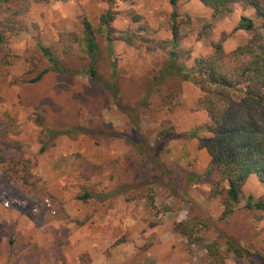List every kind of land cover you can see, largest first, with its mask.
<instances>
[{"label":"rangeland","instance_id":"1","mask_svg":"<svg viewBox=\"0 0 264 264\" xmlns=\"http://www.w3.org/2000/svg\"><path fill=\"white\" fill-rule=\"evenodd\" d=\"M55 2L58 0H19L17 7L28 29L6 36V44L0 48V137L4 134L6 142L13 141L19 147H5L3 153L7 161L0 160V264H69L66 253L71 255L73 240L84 233H87L84 240L95 243L97 247L90 250L86 247L76 254L71 264H167L173 256H177L174 264H184L185 258L204 253L194 262H188L201 264L206 259L204 245L209 241L219 240L222 251L226 252L225 240L220 238L223 232L251 244L264 257V214L263 219L257 221L254 214L240 206L235 214L217 226L214 222L218 221L222 208L219 200L209 198L210 184L181 185L184 173L203 174L210 163L207 152L197 148L198 141L209 135L203 129L205 124L192 127L195 122L185 110L191 90L185 87L184 82L163 85L160 92H154L148 99V106L139 107L130 118L115 106H100L99 102L97 105L90 99L85 101L77 97L76 93L82 87H89L85 74L75 78L49 75L38 86L23 84L33 65L40 63L41 67L43 63L38 45L49 49L57 60L86 55L84 19L101 35H98L101 68L110 64L106 27L102 24V17L108 11L112 14L110 27L114 32L133 31L131 28L122 31L113 26L127 18L130 24L139 25L133 31L138 35L144 33L142 37L145 39L156 35V31L149 27L150 18L147 15H140L134 10L118 11L115 0H76L77 8L66 22L60 24V30H56V25L49 28L47 24L41 28L36 20L43 23L47 14L38 12L36 17L29 15L31 5L47 8ZM100 2L109 7L99 8L97 5ZM122 2L133 7L142 2L162 6L168 0ZM169 19L171 21V16ZM176 23L179 32L186 24L185 21L177 22V19ZM182 38L180 36V41ZM120 42H112L113 55L116 51L114 45ZM17 44L22 48H14ZM134 49L137 53L141 51V48ZM157 51L159 55L152 59ZM176 51L183 62L188 59V53L180 48ZM143 53L150 58L149 62L143 63L140 59L129 61L123 54L115 59L122 84L128 88L135 89L134 83H148L168 58L167 50L149 51L143 47ZM171 88L178 90L172 104L162 96ZM45 92H49L51 99L44 100L48 105L44 101L37 105L40 95L46 97ZM74 107L80 109L78 122L84 130L55 138L43 153H39L40 128L34 113L47 110L49 114L45 121L52 126L55 125L52 113L63 110L66 120L60 119V122L64 124L67 121L68 124L74 117ZM97 110L99 115L95 116ZM90 119L99 123L106 134H87L85 130L91 127ZM132 122L150 140L163 125H172L182 134L189 131L181 129H200L198 139H176L168 143L162 158L172 170L178 194L174 197L165 187L153 186L154 207L149 206L145 193L140 198L112 195L125 183H137L150 176L148 166L137 150L120 137V134L129 132ZM19 154L29 161L30 172L35 178L33 187L21 184L11 174L14 172L12 163L17 161ZM20 171L21 167L15 169L18 175H21ZM243 192L246 196L250 194L264 200V189L255 176L249 178ZM84 195L88 196L83 199ZM45 199L51 203V209L43 205ZM35 209H39L38 212H33ZM190 217L198 218L207 225L200 234L204 240L201 244L190 245L175 231L176 224ZM80 243L77 240L75 247H79ZM225 254L226 264H247L246 259ZM117 257L122 259L117 260Z\"/></svg>","mask_w":264,"mask_h":264},{"label":"trees","instance_id":"2","mask_svg":"<svg viewBox=\"0 0 264 264\" xmlns=\"http://www.w3.org/2000/svg\"><path fill=\"white\" fill-rule=\"evenodd\" d=\"M202 2L220 10L226 8V5L231 3L232 0H202ZM17 3H19V0H0V48L6 44V36L26 32L28 29L25 20L20 15ZM168 3L175 8L177 0H168ZM241 3L245 6L255 7L257 15L264 16V3L261 0H241ZM176 19L177 13L173 12L171 14V31L174 41L170 46L167 41L145 39L133 31L127 30L116 33L110 27L111 12L108 11L103 15L102 24L106 27L105 40L110 58L113 56L112 42L114 40L125 42L136 49L144 47L149 51H168V58L165 64L153 73L148 83H134L135 89L128 88L122 84L123 79L118 75L115 60L110 59L109 66L104 65L101 68L99 46V36L101 37V35L85 19L82 24L85 42L84 52L86 55L81 57L70 56L66 60H57L49 49L38 45L37 49L41 53L43 63L41 67H39L40 63L33 65V69L27 73L28 78L23 84L27 87L38 86L49 75L56 77L72 76L75 78L80 74H85L88 77L89 87H82L76 93L77 97L84 98L85 101L90 99L96 104L99 102L100 106L107 104L115 106L118 111L130 118L139 107H147L148 99L154 92H160L163 85L183 83L182 79L184 77L180 75L183 61L179 58L176 51L180 44ZM246 26L251 30V23ZM137 41L138 44L136 43ZM256 46L259 47L262 55L256 57L250 64L242 65L231 71L214 67L212 63L196 62L201 74L207 75L209 85L227 90L231 94L229 98L232 101V106L222 113L209 105L211 123L205 124L203 127L209 137L199 140L197 145L198 149H204L207 152L210 158L209 166L203 174L184 173L185 179L181 184L182 187L202 182L210 184L208 196L210 199L219 200L222 208L218 221L214 222L217 226L235 214L240 206L247 212L254 214L255 220L261 221L263 219L264 200L255 198L250 194L246 196L243 192V187L251 176H255L260 186L264 189V110L260 112L255 109L251 110L247 119H244L241 115V107L245 104L243 102L245 94L248 93L251 96L256 94L260 87H264V44L260 43L258 36L252 42V47ZM170 47L171 51H169ZM244 51L251 52V48ZM233 78H235L234 83ZM245 85H247V88ZM201 90L203 91L204 89ZM43 94H46V97L43 98L40 95L37 105L41 104L45 99H50L49 92ZM177 94L178 90L171 88L162 96L172 104ZM62 101L63 106H65V101ZM218 107L223 110L225 105L218 104ZM36 108L41 109L39 107ZM79 110L74 107V117L68 124L67 121L64 124L60 122V119L66 120L64 119L65 112L62 113L63 110L62 112L55 110V113H52L51 116V119L55 122V125L52 126L47 125L45 121L46 116L49 114L47 110H37L40 113H34L35 122L40 128L38 140L41 147L39 153H43L55 138L64 135L70 136L84 130L78 122ZM97 115H99L98 110L95 112V116ZM133 118L136 119L138 117ZM89 126L91 127H88L85 132L91 136L106 134L101 129L100 124L93 119H90ZM79 127L81 130H79ZM198 130L200 129L182 134L178 133L172 125H163L156 131L153 139L150 140L141 133V130L137 128L134 122L129 124L130 133H122L120 137L127 140L133 150H137L139 156L147 164L150 176L140 179L137 183H125L115 189L112 195L123 194L133 198H138L137 196H139L140 198L145 193L150 207H154L153 186L165 187L171 196H177L178 191L172 177V170L168 169L164 163L163 155H165L167 145L171 140L198 139ZM4 137V134L0 137L1 162L7 161V156L4 158L3 153L5 147L17 146L16 149L19 148L17 143L13 141L6 142ZM18 156L17 161L12 163L14 172L11 174L21 184L33 187L35 178L30 172L29 161L24 160L20 154ZM18 167H21V175L15 173V169ZM86 196L88 195H84L83 199ZM206 226V223L200 219L190 217L186 221L176 224L175 231L184 237L188 244L197 245L204 242L200 234L206 229ZM220 238L225 240V253H230L238 259H246L247 264H264V257L251 244L244 242L237 236L224 232L220 235ZM204 250L206 259L201 264H226V254L222 251L219 240L214 239L207 242L204 245Z\"/></svg>","mask_w":264,"mask_h":264},{"label":"clouds","instance_id":"3","mask_svg":"<svg viewBox=\"0 0 264 264\" xmlns=\"http://www.w3.org/2000/svg\"><path fill=\"white\" fill-rule=\"evenodd\" d=\"M264 3V0H261ZM101 9H107L108 4L100 2L97 5ZM77 8L76 0H58V2L50 4L47 8L31 5L29 15L36 17L38 12L46 13L47 20L41 23L36 20L41 28L48 25H56V30H60V24L66 22L72 15V11ZM115 8L118 11L134 10L140 15H147L150 18L149 27L156 31L155 37L160 41H167L171 46L174 36L171 31V21L169 17L173 12L177 13V22L185 21V26L180 30L179 35L182 38L179 48L188 53V59L182 62L180 75L184 77L182 81L185 87L191 90V96L187 98L188 103L186 111L190 113L189 118L194 121L192 127H199L202 124H210V107L211 105L216 111L224 112L230 106L232 101L229 98L230 93L227 90L209 85L207 75H202L196 62L204 61L212 63L214 67L228 69L229 71L237 69L242 65L250 64L256 57L262 55L259 47H252V42L258 36L260 43L264 44V16L257 15V9L252 6H245L241 0H232L226 5V8L217 10L206 5L202 0H177V5L173 8L170 3L162 6L153 3H137L134 7L123 3L122 0H115ZM56 17L55 19L53 17ZM251 23L252 28L249 30L247 24ZM243 25V27H241ZM122 31L131 28L133 31L139 27L136 24H130L127 18H123L121 22L113 25ZM206 29V31H205ZM55 31H53V36ZM141 36L144 33H140ZM138 44V41L136 42ZM14 48L20 49L22 45H14ZM115 54L110 58L112 60L118 57L126 56L129 61L140 59L141 62H149V57L143 53V48L137 53L132 47H127L123 42L114 45ZM251 48V52L244 51ZM171 51V47L169 48ZM159 55V51L153 54L152 59ZM235 78H233V83ZM247 88V85H245ZM201 89H204L203 91ZM245 104L241 107V115L247 119L251 110L257 112L264 110V87H260L256 94L249 96L245 94L243 100ZM218 104H224L225 108L221 110ZM240 105V104H238ZM258 106V107H257ZM171 119V117H167ZM259 126V124H258ZM191 131L192 128L181 129ZM39 209L34 211L38 212ZM87 233L80 235L73 240V249L71 255L66 256L71 264L76 254L84 250L86 247L95 248L97 245L84 240ZM80 240L79 247H75L76 241ZM151 255V254H149ZM199 253L198 256H203ZM198 256L185 258L184 264H188L189 260L195 261ZM103 258L101 257V260ZM117 260L122 259L120 257ZM177 256H173L167 264H174Z\"/></svg>","mask_w":264,"mask_h":264},{"label":"built area","instance_id":"4","mask_svg":"<svg viewBox=\"0 0 264 264\" xmlns=\"http://www.w3.org/2000/svg\"><path fill=\"white\" fill-rule=\"evenodd\" d=\"M43 205H44L46 208H48V209H51V208H52L51 203H50L49 200H47V199H45V200L43 201ZM5 206L8 207V203H5ZM33 212H36V211L33 210Z\"/></svg>","mask_w":264,"mask_h":264},{"label":"crops","instance_id":"5","mask_svg":"<svg viewBox=\"0 0 264 264\" xmlns=\"http://www.w3.org/2000/svg\"><path fill=\"white\" fill-rule=\"evenodd\" d=\"M251 178V177H250Z\"/></svg>","mask_w":264,"mask_h":264}]
</instances>
